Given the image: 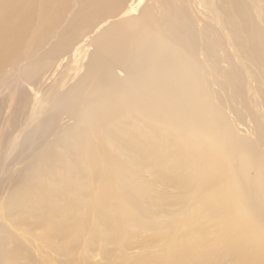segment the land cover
Returning <instances> with one entry per match:
<instances>
[{"label":"bare ground","instance_id":"6f19581e","mask_svg":"<svg viewBox=\"0 0 264 264\" xmlns=\"http://www.w3.org/2000/svg\"><path fill=\"white\" fill-rule=\"evenodd\" d=\"M5 75L0 264H264V0H0Z\"/></svg>","mask_w":264,"mask_h":264},{"label":"rangeland","instance_id":"374dc122","mask_svg":"<svg viewBox=\"0 0 264 264\" xmlns=\"http://www.w3.org/2000/svg\"><path fill=\"white\" fill-rule=\"evenodd\" d=\"M71 54V53H69ZM65 55L64 56V60H66V57L69 56ZM6 78V75L2 78V80L0 81V102H1V110L4 113L5 111H7L6 108V99L8 96V88H11L13 86V82L10 81H5L4 83H2L3 79ZM14 89V88H13ZM17 92V91H16ZM5 110V111H4ZM0 112V114H3ZM20 123H17L16 126H12V128H6V129L2 127H0V145H5L6 142H8L11 138L12 134L14 133V131H16V128L18 129ZM240 128H242L240 126ZM11 130V131H10ZM9 131V133H8ZM11 133V134H10ZM169 151V149L167 150ZM9 163V162H8ZM8 163L6 162L4 165V170H6L8 167H10L8 165ZM176 172H181V169H176ZM6 172L5 171H0V181H2V179L5 177ZM4 184V183H3ZM0 184V185H3ZM18 185H20V183H14L13 185H6L5 187H8L9 191L10 189H14L16 188ZM3 188H0V195L1 194H5L7 191L5 190V192L3 193ZM174 204V203H173ZM172 211L170 213H158L157 217L162 220V221H171V220H176L181 213L183 212L182 210V206L179 204H175V206H172ZM28 225V223L26 224V226ZM31 228L32 226H27L26 228ZM34 227V226H33ZM33 231V230H32ZM34 238V237H33ZM141 238H137L136 241H140ZM155 238H143L140 242V245L138 244L137 246L133 245V242L131 243V241H129L127 243V245L125 247H122L123 244L119 245L118 243H108L105 244V247L103 248L105 250V253L101 252L100 247L98 246V243L93 241L90 246L86 249H83V247L81 246L80 248H78L75 252H69L67 251V253L65 251H58V250H47L46 248L43 249V247L41 249H37L36 244L34 243H24L27 246V249L29 248V251L27 254H31V258L34 260V262H36L37 264H71V260L73 258H75L76 256H79L80 258H84L85 259V263L83 264H109L108 261L110 259H114V258H118V257H125V258H130L132 256H134L137 253H143L144 251H153L155 246L158 244V242L156 240H154ZM33 242V241H32ZM31 244V245H30ZM119 248V249H118ZM102 250V251H104ZM62 252V253H61ZM72 253L75 255H72ZM70 255V256H69ZM71 255L74 256L73 258H71ZM108 257L105 259V257ZM45 257V259L43 258ZM41 258V259H40ZM44 259V260H43ZM50 260L51 262H48L47 260ZM107 260V261H106ZM226 258H219L216 259L212 264H220L221 262H225ZM41 262V263H40Z\"/></svg>","mask_w":264,"mask_h":264}]
</instances>
